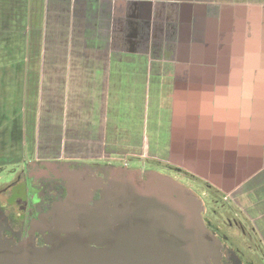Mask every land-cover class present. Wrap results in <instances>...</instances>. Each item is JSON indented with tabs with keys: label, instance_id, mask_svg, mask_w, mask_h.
Segmentation results:
<instances>
[{
	"label": "crops",
	"instance_id": "crops-1",
	"mask_svg": "<svg viewBox=\"0 0 264 264\" xmlns=\"http://www.w3.org/2000/svg\"><path fill=\"white\" fill-rule=\"evenodd\" d=\"M9 18L20 36L0 55L1 168L124 160L168 96L169 162L176 148L209 179L224 146L229 198L264 245V0H0V27Z\"/></svg>",
	"mask_w": 264,
	"mask_h": 264
},
{
	"label": "flooded vegetation",
	"instance_id": "flooded-vegetation-1",
	"mask_svg": "<svg viewBox=\"0 0 264 264\" xmlns=\"http://www.w3.org/2000/svg\"><path fill=\"white\" fill-rule=\"evenodd\" d=\"M223 156L225 154L222 153L212 156L213 171L211 172L213 175L209 176V179L193 174L186 168L188 165L184 166L182 162L175 160L158 161L155 164L137 160L131 162L132 159L127 158L121 159V164H115L116 161H120L117 159L113 162H87L71 158L26 160L21 164V169H19L21 172L13 174L14 180L19 183L21 193L14 187L9 189L11 181L0 186V248L7 249L24 245L36 249L53 248L58 241L63 242L76 235L75 233L61 236L56 234L52 226L54 217L51 216L50 211L56 203L66 200L69 191L72 190L71 184L79 181L86 185L100 183V185L97 184L100 186L98 189L90 186L92 196L87 202L89 209L95 208L100 203L104 187L115 189L114 184H118V190L123 191L128 207L135 206L141 198L148 197L153 202L163 203L170 209L174 208L170 201L176 203L183 195L191 193L201 204V216L208 230L207 238L217 239L220 243V264H262L254 253L251 254L246 250L238 239L227 233L226 229L221 230L219 224L207 214L208 210L203 196L184 183L185 180L195 182V179L200 178L207 186L215 188L225 205H230L229 213L235 208L236 211L231 213V217L227 215L229 218L235 221L240 220L244 225L247 222L251 224L248 217L229 198V192L226 190L229 187L226 185L228 182L220 174L225 165L222 161ZM118 207H121V204ZM115 212L114 205H111L104 213L114 218ZM246 228L250 234L249 228L247 226ZM253 228L258 236V242H261L264 249L257 228L254 225ZM220 239L228 242L227 247ZM94 240L90 236H85L81 242L87 243L90 248L96 250L105 248L102 245H96ZM98 241H102L100 236Z\"/></svg>",
	"mask_w": 264,
	"mask_h": 264
},
{
	"label": "water",
	"instance_id": "water-1",
	"mask_svg": "<svg viewBox=\"0 0 264 264\" xmlns=\"http://www.w3.org/2000/svg\"><path fill=\"white\" fill-rule=\"evenodd\" d=\"M97 184L72 183L66 200L50 211L56 234L76 235L53 248H0V264H220V243L207 238L201 204L191 193L176 203L170 201L174 205L170 209L148 197L128 207L123 191L114 184L115 189L104 187L100 203L89 209L87 202L92 187H100ZM111 205L114 218L104 213ZM85 236L105 248H90L81 242Z\"/></svg>",
	"mask_w": 264,
	"mask_h": 264
},
{
	"label": "rangeland",
	"instance_id": "rangeland-1",
	"mask_svg": "<svg viewBox=\"0 0 264 264\" xmlns=\"http://www.w3.org/2000/svg\"><path fill=\"white\" fill-rule=\"evenodd\" d=\"M23 11H24L23 8L19 9V6H17V10L12 11L11 13L12 15L14 14V19H16L17 27L19 26V22L21 21L20 14ZM9 22L10 24L6 23L4 28L2 26L0 27V55L1 56L3 55L2 51L5 49V47L9 48V44H11L8 41V38L17 40L18 36H20L19 29L17 33L12 31V19L11 18H9ZM28 38H29V35L26 33L27 41H28ZM13 49L16 52V48H9L8 50L6 49V51L8 53H11ZM30 81H31L30 85L34 84L33 79H31ZM160 100H162V104H163V107H162L163 111L161 110V112L163 113L162 116L160 115L161 107L159 106V103H158V101ZM158 101L156 100V103H155V100L153 99V102H154V104H152L153 108L150 107L148 114H147V118L153 119V121H150V124H153L154 127L150 128V124H149L147 129L145 128L143 129V133H141L140 128L138 127L136 128V131L139 132L140 134L138 137H141L140 143L137 144L138 146L130 145L129 143L121 144L120 153H123V152H124L123 154L131 153L133 155V156H126L128 159L132 157V159L137 160L139 162L141 161L144 163L146 162V163H154V164L158 161L159 162L167 161V160L169 161L167 156H169V154L171 156V147H169V144H167L166 138L163 140V142L158 139L159 130H160L158 129V126L160 124L157 121L158 120L166 121L167 116L170 115V112L172 114L173 108H172L170 99H168V96L165 98L160 97ZM67 142H72V141L67 140ZM218 149H223L224 154H225L224 146H218ZM210 150L212 152V149ZM91 151H94V150H91ZM89 154H92V152ZM208 155L211 156L210 154ZM173 156L176 161L178 160V156H180L177 153L176 148H175V152ZM104 158L103 159L105 161H111L108 157H104ZM87 159L90 160L89 158ZM134 160H132L131 162H134ZM121 161L122 160L118 162L116 161L115 164H121L122 163ZM132 165L134 166L135 164H132ZM19 169H21L20 164L8 165V166L4 165V168H1L0 166V186L7 181H11V184H10L11 186H9V189L14 187V189H18V191H20L19 193H21V188L19 187V183L17 182V180H14L15 178L13 176V174L20 171ZM184 183L188 185L189 187H191L200 196H203V199L206 201V206L208 210L207 214L211 216L217 224H219V227L221 228V230L224 231V229H226L228 234H230L233 238L238 239V242L246 250H248L251 254L254 253V256L256 255L259 261H261V263L264 264V249L261 246V242L260 243L258 242L259 239L255 233L253 225L248 222L246 225H244L243 222H241L240 220L235 221L229 218L231 217L230 216L231 213L236 211L235 208H233V211L229 213L228 211L231 210L230 205L228 204L225 205L224 201L218 196L217 194L218 192L215 190V188L212 186H207L200 178L195 179V182L193 181L188 182L185 180ZM228 214H229V217L227 216ZM246 226L249 228L250 234Z\"/></svg>",
	"mask_w": 264,
	"mask_h": 264
},
{
	"label": "trees",
	"instance_id": "trees-1",
	"mask_svg": "<svg viewBox=\"0 0 264 264\" xmlns=\"http://www.w3.org/2000/svg\"><path fill=\"white\" fill-rule=\"evenodd\" d=\"M220 241L227 247V245H228V242L226 241V240H224V239H220Z\"/></svg>",
	"mask_w": 264,
	"mask_h": 264
}]
</instances>
